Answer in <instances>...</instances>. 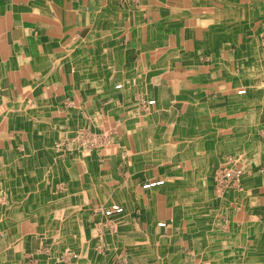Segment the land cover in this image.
<instances>
[{"label":"crops","instance_id":"1","mask_svg":"<svg viewBox=\"0 0 264 264\" xmlns=\"http://www.w3.org/2000/svg\"><path fill=\"white\" fill-rule=\"evenodd\" d=\"M254 11L238 0H0V167L16 168L28 207L39 200V213L54 216L55 225L90 232L116 203L139 234L135 245L150 233L158 247L180 249L152 261L143 254L148 262L199 264L203 231L216 225L203 210L211 199L204 168L221 154L223 135L207 119L229 102L248 101L236 85L246 81L241 72L256 69L246 48L261 54L247 31ZM227 118L242 116L232 110ZM16 119L41 141H15ZM259 128L258 141H245L257 153L247 154L243 165L252 170L237 193L252 192V179L264 188V173L252 175L264 167ZM79 135L88 141L68 144ZM152 181L160 188L143 189ZM234 214L235 226L226 223L223 232L237 227L242 209ZM27 227L10 238L0 232V264L48 261L41 247L56 242Z\"/></svg>","mask_w":264,"mask_h":264},{"label":"rangeland","instance_id":"2","mask_svg":"<svg viewBox=\"0 0 264 264\" xmlns=\"http://www.w3.org/2000/svg\"><path fill=\"white\" fill-rule=\"evenodd\" d=\"M263 1L264 0H249L250 2L249 4H253L254 8L260 7V6L263 7L264 6V4L262 3ZM242 2L245 3V0H242ZM238 4L239 6L240 5L242 6V3L240 0H238ZM247 7L253 10L252 7H249V6ZM247 7L245 6L246 10H247ZM259 11L264 14L262 10H259ZM242 16L244 17L243 13L239 16V19L243 20ZM250 16H251L250 19H252L253 22L251 23L249 22L250 24L247 30L249 34V38L251 39L256 36V38L258 39L260 43L261 54L264 55V33H263L264 15L262 14L259 15L258 12L254 11V15H250ZM242 20H239L240 23ZM257 26L259 28H256ZM241 77H243L246 81L240 82L239 86L236 85V95L240 98H244V99L246 98V100L248 101L246 102L242 101L238 103L239 107H237L236 105L231 106L229 102L227 103V105L221 106V108H219L218 110V111L224 112V114L219 115L220 117L221 116H224V117L220 118L218 115L216 116L212 115L211 118L207 119L208 127L212 128L215 126V127H220L223 130V135H222L223 138L222 140H220V143H218V146H217L219 147L218 150L221 152V154L218 153L219 156L217 154L216 160L209 158L207 161L208 162L207 166L204 168L205 169L204 179L207 181L206 186H207L208 192L211 194V199H207V203L209 204L206 208H203V210H205V213L206 212L208 213L211 210V212L213 213L212 215H209V216L211 218L214 217V219L216 220V221L214 220L216 222V225L215 227L212 226V232L208 228H205L204 230L206 231H203V235L205 236L207 240L206 242L207 245L205 244L204 250L206 253H210L211 258H212V261L209 264H248L245 261H240L236 263H225V262L218 263L216 261L222 254L225 255V252L223 251L224 248L231 250L230 249L231 243L239 244L243 249L245 246V243L248 241L246 248L248 247L247 250L251 253L252 258L256 259L258 262L262 260V256L264 255V244H263L264 242L260 240L261 236L264 234V229H263L264 228V225H263L264 214L261 213L264 209V192H263L264 188L260 189L258 184H256L254 180L252 179L251 181L254 184H251V182L250 184L251 186H254V188H252L251 190L252 192H250L251 194L250 193L247 194L248 193L247 191L237 193L241 191L240 189L241 187L239 185L244 177V172L248 169L252 170L250 166L243 165L245 163L244 160H246L248 153L255 154L257 152L256 144H253V145L251 144L252 145L251 146L250 142L246 144L245 141L248 137L251 139H254L255 141H258L261 134L263 133L262 130H260L259 126L264 125L263 124L264 123V96H263L264 92L259 93V90H260L259 87L260 86L261 88L262 86L264 87V70L262 68L261 69L256 68L255 70H251V71L247 70V72H241ZM215 110L216 109H213V108H207V111H210L211 114H214ZM232 110L235 113L237 112L238 116L240 115L242 116V118L237 119V120L227 118V116H229ZM257 117H260V119L258 118L257 121H255ZM24 124L25 122L22 121L21 119L19 120L16 119L14 121L13 126L15 129H14V132L10 135L13 138H15V141L16 140L20 141L19 138L20 136L23 135V134H20V132H22V130L25 129ZM211 128L210 130H212ZM4 129H7V128H4ZM238 132H242V135H239L240 139L237 136ZM35 135H32L33 138L35 137L34 140L41 141V137L38 138V136H35ZM91 138L92 137H90V139ZM78 139H80V141H83V142L88 141V138L85 135H79L76 138H74L73 140L74 142L69 140L68 144L75 143L78 141ZM241 139L243 142L240 141ZM0 141H5V140L0 139ZM210 142L211 140L208 141V145L210 144ZM61 144H62L61 141L55 142L54 148L57 149L58 147L61 146ZM214 153L215 152H208L209 156L213 155ZM262 154L264 156V146L262 147ZM227 171L231 174V177L226 176V174L228 173ZM238 171L240 172V174L238 175V177H236V173ZM263 173H264V167H258V169L256 170V173H252V175H255L254 178L257 180L258 178L257 176ZM7 179L11 180V178L0 177V193L4 194V196H0V211L3 212L2 216L5 215V217L7 216L6 215L7 210L8 212H13L16 209L19 210L20 208L19 204H18V207H16L14 206V203L12 204L11 202H8V200L10 201L11 198L8 197L9 194H7L8 193L7 189L9 188L12 190L14 189V187H16V189L18 187V189L21 190V186L23 185L21 184V182L13 183L12 181H7ZM238 181H239V184H237ZM237 187H239V189H237ZM232 199H234V201ZM17 201L19 202L21 200H17ZM38 202L39 200L36 203ZM234 202L236 204V207H235ZM232 204H234V206H231ZM11 208L14 210L12 211ZM109 209H110V215L109 216L106 215L107 218L105 222L103 223L98 222L99 224H90L87 226V227L93 228V230L90 232H88L85 229H82V227H79V228L76 227L73 232L69 230L67 235L61 238H57V237H52L53 233H51V231H48L50 229L45 230V231H40V232L38 231V233H41L45 239L47 238L46 240H49V241L52 240V242L57 241L56 243H50L49 245H46V246L43 245L41 247L42 254H44L48 258V261H45V262H47V264H91L93 263L89 261L86 262L83 260L84 257H88L89 259H92V260H95V259H98L100 261L103 260L104 261L103 264H157L155 263V261L152 263L148 262L146 259V256L149 258L150 261H152L153 258H156L157 256H160V255L162 257L163 255H166V254H170V255L178 254L179 255V252H180V249L178 250L179 247L176 249L173 248L172 251L171 249L166 250V248L158 247L157 244L153 242V240L152 241L150 240V242L147 245L139 246L140 248L138 246H134V244L132 246L124 245L123 242H126V241L123 238L124 236H122L123 235L122 226L126 224L127 226L129 225L128 226L129 228L130 223L124 222V220H121L123 212H124V209L122 206L116 203L114 204L112 203ZM239 209H242V214H239L238 216L236 215V219L237 220L239 219L237 221V227H236L238 231L233 232L234 229L230 231L229 229H227V231L225 230V232H223L224 230L223 227L227 226L226 223H228L229 226H232V225L235 226L236 221H235L234 213H236V211H239ZM190 210H201V209L200 208H195V209L190 208ZM251 212H253V214H251ZM108 217H112V218L108 219ZM9 218H12V217L9 216ZM21 218L23 219L26 217L21 216ZM48 220H51L52 222V223L51 222L48 223V226L51 227L54 223L53 216L48 218ZM197 223H201V222H197ZM44 225H46V223ZM80 226H82L81 223H80ZM159 226L164 227L165 224L161 222ZM130 230H133V229H130ZM14 232L11 233V230H10V232L6 231L5 233L10 238ZM181 232H183V230H181ZM1 233H4V232L2 231ZM117 233H120V234H117ZM71 235H74V236L77 235L78 240H74V239L72 240ZM111 235H115V236L113 238H110ZM74 236L73 238H75ZM251 242L252 244L250 245ZM122 250H126V252L125 251L121 252ZM196 252H197V248H196ZM205 252H203L202 254H204ZM182 253L184 252L182 251ZM143 254L146 256H144ZM195 255H196L195 259H198V253H195ZM53 259L55 260L52 262ZM40 263L41 262H38L37 264H40ZM261 263L263 262L260 261L259 264ZM188 264H198V262L196 261L195 263L192 262ZM254 264H258V263L255 262Z\"/></svg>","mask_w":264,"mask_h":264},{"label":"bare ground","instance_id":"3","mask_svg":"<svg viewBox=\"0 0 264 264\" xmlns=\"http://www.w3.org/2000/svg\"><path fill=\"white\" fill-rule=\"evenodd\" d=\"M264 2V1H263ZM262 2V3H263ZM241 3H242V6H244L243 8H245V6L247 7V6H249V5H247V4H244L242 1H241ZM250 7V6H249ZM244 10H246V8L244 9ZM253 10H255V12H257V10H256V8H254V6H253ZM259 10H262V12L264 11V6L262 7V6H260V8H259ZM242 13H240L239 14V16L241 15ZM239 20H242V19H239ZM225 33V32H224ZM242 34V33H241ZM244 34V33H243ZM228 35V34H227ZM225 37V36H224ZM233 38V37H232ZM245 38V37H244ZM255 38V37H254ZM227 40V39H226ZM251 41V40H250ZM255 42V41H254ZM261 42V41H260ZM231 44V43H230ZM242 44V43H241ZM248 44V43H247ZM228 45V44H227ZM256 48L257 47H254V49H252V48H250V46H248V48H246V51L245 52H248V54L249 53H251V55L252 54H254V58L250 55V57H251V59H252V61H251V63H252V66H255L256 68L258 67V68H262L263 70H264V55H262L261 54V56H260V51L259 50H256ZM260 48V47H259ZM224 49H225V45H224ZM243 55V51H242V53H241V55L240 56H242ZM244 56V55H243ZM221 57V56H220ZM248 57H249V55H248ZM247 58V57H246ZM222 64V63H221ZM224 66V65H223ZM235 74V73H234ZM231 85V84H230ZM238 88V87H237ZM240 89V88H239ZM259 93H263L264 92V87L262 86V88H261V86L259 87ZM239 91V90H238ZM249 92V91H248ZM246 93V92H245ZM256 94V93H255ZM253 95V94H252ZM263 96H264V94H263ZM245 97V96H244ZM257 102V101H256ZM257 104V103H256ZM251 105V104H250ZM249 106V105H248ZM254 106V105H253ZM245 109V108H244ZM261 109V108H260ZM258 112V111H257ZM263 112V111H262ZM237 113V112H236ZM239 113V112H238ZM256 116V115H255ZM257 119V118H256ZM19 120V119H18ZM244 122V121H243ZM200 124V123H199ZM221 126H223V125H221ZM220 128V127H219ZM224 128V127H223ZM233 128V127H232ZM232 131V130H231ZM20 134H23L22 136H24V135H26L23 131L22 132H20ZM36 134V135H35ZM32 135H35V136H38V138H40V135L37 133V132H34V134H32ZM232 135V134H231ZM239 135H242V132H238V134H237V136H238V138H239ZM22 136H20V138H19V140H20V142L21 141H23V142H27V141H35L34 140V138H33V136H31V138H29V136L28 135H26V136H24V137H22ZM107 138V137H106ZM223 138V137H222ZM1 139V138H0ZM27 139H31V140H27ZM240 139V138H239ZM111 140V139H110ZM229 140V139H228ZM240 141H242V139L240 140ZM109 142V141H108ZM239 142V141H238ZM243 142V141H242ZM1 143H5V141H0V144ZM110 144H112V143H110ZM239 146V145H238ZM244 146V145H243ZM252 146V145H251ZM238 148V147H237ZM249 148V147H248ZM251 148V147H250ZM251 151V150H250ZM250 151H248V152H250ZM33 152V151H32ZM130 152V151H129ZM240 152V151H239ZM26 153V152H25ZM236 153V152H235ZM257 153V152H256ZM129 154V153H128ZM241 155V154H240ZM239 156V155H238ZM240 157V156H239ZM2 158V157H1ZM127 158V157H126ZM243 158V157H242ZM24 161H20V162H18L17 163V165H20V166H23V163ZM4 163V162H3ZM14 170H16V168L14 167L13 169L12 168H7V167H0V177H2V178H4V177H7V178H11V180H8L7 179V181H12L13 183H16L17 182V180H19L20 182H21V184L23 183L20 179H16V180H13V175H17L16 174V172L14 171ZM228 172V171H227ZM244 172V171H243ZM19 175H21V173H18ZM226 174V173H225ZM234 174V173H233ZM230 176L231 174L228 172L227 174H226V176ZM228 179V178H227ZM230 179V178H229ZM219 180V179H218ZM4 181V180H3ZM223 181V180H222ZM228 181V180H227ZM152 182H156V181H152ZM24 184V183H23ZM222 184V183H221ZM224 184V183H223ZM20 186V185H19ZM52 186V185H51ZM232 186H233V184H232ZM31 187V186H30ZM160 187V185L159 184H157V185H155V186H152V187H150V188H159ZM162 187V186H161ZM222 187H224V186H222ZM230 188V187H229ZM252 188H254V187H252ZM252 188H250V190H252ZM17 190H19L18 189V187H17V189H16V187H14V189H7V191H8V193L7 194H9L8 195V197H11L12 199L9 201L8 200V202H13L14 203V205L16 206V207H18V204H19V210L18 209H16L15 211H13L14 209H12V211L13 212H8V210H7V212H6V217H5V215L4 216H2V214H3V212H1L0 211V231L2 230L4 233L6 232V231H9L10 232V230L11 229H13L14 228V226H18V227H20L17 231H15L13 234H15V235H18V233L20 232L21 234H23L24 232H28L27 231V229L26 228H29V227H27V225H29V224H33L34 226H36V231L38 232H40V231H45V230H48V229H50V230H48V231H51V233H53V236L52 237H57V238H61V237H64L65 235H67V233H68V231L70 230L71 231V228H68V227H66V226H62V223H64L63 221H61V224L59 223L58 225H55V219H54V223H53V225L50 227V226H48V223L49 222H51V220H48V218H50L49 217V215H44V214H40L39 213V208H38V205H37V203H34L33 204V207H34V210L32 211L29 207H28V202L26 203V202H24V200L26 201V195L24 194L25 192H24V190H23V186H21V190H19V191H17ZM226 190V189H225ZM229 190V189H228ZM254 190V189H253ZM264 192V191H263ZM11 193V194H10ZM17 200H21V201H19V202H17ZM16 201V202H15ZM38 201V200H37ZM12 203V204H13ZM23 204H25V205H23ZM38 204H39V202H38ZM9 206V205H8ZM29 206H30V204H29ZM15 207V208H16ZM8 208V207H7ZM10 213V214H9ZM222 213V212H221ZM263 214H264V209H263V212H262ZM9 216H11L12 218H9ZM21 216H25L26 218H21ZM53 218H54V216H53ZM257 221H259V220H257ZM43 223L45 224L46 223V225H43ZM52 223V222H51ZM201 224V223H200ZM255 224V223H254ZM263 225H264V223H263ZM262 225V226H263ZM43 226H45V227H43ZM129 226V225H128ZM128 226L125 224V225H123L122 227H123V232H122V236H124L123 238H124V240L126 241V242H123V244L124 245H133L135 242H136V237L139 235L136 231H134V230H130V229H132V228H128ZM16 228V227H15ZM261 228V227H260ZM263 228V227H262ZM136 229V228H135ZM138 229V228H137ZM264 229V228H263ZM30 230V229H29ZM1 231V232H2ZM12 231V230H11ZM31 231V230H30ZM53 231V232H52ZM204 231H206V230H204ZM236 231H238L236 228L233 230V232H236ZM107 232V231H106ZM44 233H46V232H44ZM205 233V232H204ZM232 233V232H231ZM243 233V232H242ZM41 234V233H40ZM111 234V233H110ZM117 234H120V233H117ZM145 234V233H144ZM143 234V235H144ZM146 235H149L148 237H144L143 236V238H145V241L141 244L142 246L143 245H147L149 242H150V233H147ZM257 235V234H256ZM115 235H111V237L110 238H113ZM142 236V235H141ZM251 236V235H250ZM121 237V236H120ZM254 237V236H253ZM119 238V237H118ZM47 239V238H46ZM51 239V238H50ZM80 239V238H79ZM211 239V238H210ZM253 239V238H252ZM260 240H262L263 242H264V234L261 236V239ZM57 242V241H56ZM61 242V241H60ZM248 242V241H247ZM247 242L245 243V246H244V248H246V246H247ZM252 244V242L250 243V245ZM264 244V243H263ZM114 245V244H113ZM213 245H215V244H213ZM225 245V244H224ZM134 246H138V245H135L134 244ZM149 246V245H148ZM153 246V245H152ZM229 246V245H228ZM254 246V245H253ZM139 247V246H138ZM146 247V246H145ZM174 247V246H173ZM140 248V247H139ZM242 249V247L239 245V244H230V249L231 250H228V249H226V248H224L223 249V251L225 252V255L224 254H222L220 257H219V259H217L216 261L218 262V263H236V262H240V261H245V262H247L248 264L249 263H251V264H254L255 262L256 263H258L259 264V262L261 261V262H263V263H261V264H264V255L262 256V260H260L259 262L256 260V259H253L252 258V256H251V253L247 250V248L246 249ZM210 249V248H209ZM141 250V249H140ZM214 251V250H213ZM221 252V251H220ZM178 255V254H177ZM211 254L210 253H206L205 252V254H203V256H202V259H201V262L199 263V264H209V263H211L210 261H209V259L211 258V256H210ZM163 256H165V255H163ZM175 257H176V255H175ZM178 257V256H177ZM241 257V258H240ZM255 257V256H254ZM164 258V257H163ZM169 259V258H168ZM167 259V260H168ZM242 259V260H241ZM55 259H53L52 260V262L54 261ZM84 261H89V262H93V263H91V264H103L104 263V261L102 260V261H100V260H98V259H95V260H92V259H89L88 257H84V259H83ZM211 260H212V258H211ZM200 261V260H199ZM164 262V261H163ZM169 262V261H168ZM244 263V262H243ZM40 264H47V262H45V261H43V262H41Z\"/></svg>","mask_w":264,"mask_h":264},{"label":"built area","instance_id":"4","mask_svg":"<svg viewBox=\"0 0 264 264\" xmlns=\"http://www.w3.org/2000/svg\"><path fill=\"white\" fill-rule=\"evenodd\" d=\"M239 174H240V172L238 171V172L236 173V177H238ZM227 177H231V175H230V176L227 175ZM157 184H159V181H156V182H148V183H146V184L143 185V188H144V189H148V188H150V187H152V186H155V185H157Z\"/></svg>","mask_w":264,"mask_h":264}]
</instances>
